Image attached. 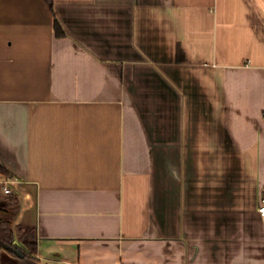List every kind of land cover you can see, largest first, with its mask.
I'll return each instance as SVG.
<instances>
[{"label": "crops", "instance_id": "0c3cea01", "mask_svg": "<svg viewBox=\"0 0 264 264\" xmlns=\"http://www.w3.org/2000/svg\"><path fill=\"white\" fill-rule=\"evenodd\" d=\"M0 163L13 264H264V0H0Z\"/></svg>", "mask_w": 264, "mask_h": 264}, {"label": "trees", "instance_id": "16d2710c", "mask_svg": "<svg viewBox=\"0 0 264 264\" xmlns=\"http://www.w3.org/2000/svg\"><path fill=\"white\" fill-rule=\"evenodd\" d=\"M55 32L59 37L66 36L62 24L58 19H55ZM0 173L11 175L12 172L2 163H0ZM18 204V196L16 193H11L0 203V213L2 209L8 210ZM7 212V211H6ZM11 216L7 213L4 216L0 215V264H2L3 251H9L13 255L22 258L38 259V241L36 228L18 224L14 229L11 223Z\"/></svg>", "mask_w": 264, "mask_h": 264}, {"label": "built area", "instance_id": "2783aa9c", "mask_svg": "<svg viewBox=\"0 0 264 264\" xmlns=\"http://www.w3.org/2000/svg\"><path fill=\"white\" fill-rule=\"evenodd\" d=\"M9 182H10L9 180L1 182V183H4L3 189L8 194L13 192L12 188L8 185ZM258 211H259L260 215L262 217H264V189H262V194H261L260 201H259V204H258Z\"/></svg>", "mask_w": 264, "mask_h": 264}, {"label": "rangeland", "instance_id": "374dc122", "mask_svg": "<svg viewBox=\"0 0 264 264\" xmlns=\"http://www.w3.org/2000/svg\"><path fill=\"white\" fill-rule=\"evenodd\" d=\"M2 174H3V173H2ZM1 202H3V200H0V203H1ZM14 209H15V208H14ZM14 209H13V210H12L11 208H9L8 210H4V209H2V212L0 213V215H1V216H4V215H6L7 213H8V214H10L11 212L14 213V211H15ZM6 211H7V212H6ZM10 219H11V221H12V218H10ZM11 223H12V222H11ZM12 225H13V224H12ZM13 227H14V229H16L15 226H13ZM3 252H4V254H3V256H2L3 263H4V264H13V263L9 260L10 258H7L6 254H5V251H3ZM16 259L21 260V259H23V258H22V257H17V256H16ZM9 261H10V262H9Z\"/></svg>", "mask_w": 264, "mask_h": 264}]
</instances>
